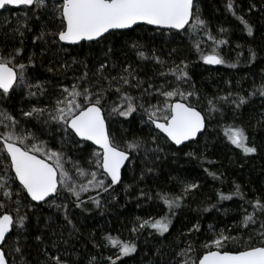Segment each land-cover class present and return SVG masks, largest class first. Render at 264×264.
Returning a JSON list of instances; mask_svg holds the SVG:
<instances>
[{
    "label": "snow or ice",
    "instance_id": "snow-or-ice-1",
    "mask_svg": "<svg viewBox=\"0 0 264 264\" xmlns=\"http://www.w3.org/2000/svg\"><path fill=\"white\" fill-rule=\"evenodd\" d=\"M197 3L198 0H0V10H24L22 15H16V24L12 28L13 35L20 38L19 46L7 52L0 50V264H28L25 247L30 239L41 245L39 252L43 260H38L37 264H117V261L137 252L135 239L146 229L154 230L161 237L169 233L176 211L184 205L187 196L200 187L197 182L178 178L181 185L179 193L158 190L155 196L141 189L140 196L162 202L165 213L159 217L151 214L137 216L128 229L130 234H135L133 239L121 238L119 233L103 235L102 244L93 246H102L109 251L115 249L103 261L101 254L81 255L70 243L80 230L72 219L74 213L70 212L69 203L64 202L68 196L74 198L71 204L81 211H88L86 203L100 208L102 194L111 195V190L122 184L123 170L134 171L133 165L138 159L154 163V160L162 158L164 152L156 136L147 139L136 135L129 137L127 130L119 136L114 134L110 130L111 117H122L128 123L138 117L150 130L154 127L164 134L166 142L179 147L189 141L195 142L215 115L223 118L224 106L233 111L235 118L253 97H264L262 76L259 83L253 82L246 95L229 91L225 95L205 97V107L199 108L201 97L191 82L188 62L169 63L157 55L155 49H146L138 42H132L131 48L140 60H151L159 66L156 75L164 79L163 83L156 84L150 78L148 86L144 87L146 81L139 77L132 64L121 66L115 76L111 72L106 73L105 69L109 68L107 53L95 71L89 70L86 59L71 56L70 64L64 60L59 63L63 70L72 65L82 66L81 74L75 77L76 82L70 88L62 87L59 94L43 106L20 107L17 116L3 107V103L14 95L24 96L25 92L28 98L42 97L48 92L47 82L35 80L28 72L30 67L36 66V53L23 57V38L27 33H33L30 22L35 20L39 23L33 33V43L40 42L42 49H47L52 55H70L73 49L107 42L118 30L134 31L142 25H151L189 35L195 33L200 36L202 33L211 43L207 48L202 47L205 41L201 37L194 43V48L204 64L237 67V62L244 56L243 51L236 52L237 62H230L221 52L223 47H230L228 37L231 30L219 26L213 34ZM225 10L243 26L242 31L247 37L255 36V25L239 14L236 0H225ZM243 47L236 44L237 49ZM111 51L108 48V52ZM248 53L247 63L252 64L258 52L249 47ZM23 59L27 63L22 62ZM116 66L115 63L111 65L112 68ZM48 71L52 72L53 68L49 67ZM131 89H139V95H133ZM109 93L115 94L116 99H110ZM53 125L60 134L59 148L55 149L48 140L41 138V134L54 136ZM222 131L226 140L244 155L257 153V146L249 143L247 130L242 125L233 121L223 125ZM87 142L98 146L99 151L91 153L88 168H85L68 156L65 146L71 143L80 148ZM186 155L195 157L196 153L188 152ZM196 158L207 159L203 154ZM68 164L71 168L66 167ZM92 167L94 171L89 170ZM154 171L153 167L145 166L140 180ZM205 171L214 180L223 182L222 173L217 175L216 172ZM233 185L230 193L218 191V202L238 197L248 205H241L242 219L237 226L249 229L258 225L252 231L259 237V246L252 243L253 236L249 235L242 247L227 250L230 242L239 243L243 237L221 230L214 233L210 242L202 245L203 251L197 252L190 241H186L178 251L173 249L175 255L168 264H264V197L255 196L249 200L241 185L235 182ZM130 187L126 185L125 191ZM91 192L95 195H89L85 201L83 195ZM112 198L115 199L114 196ZM9 205L14 206L12 210H7ZM45 206L63 213L67 233L63 228L59 231L53 229L52 224L56 222L47 217L43 227L51 234L45 240L40 227ZM199 230L197 223L189 229V234ZM33 231L37 233L35 236ZM9 240L12 241L11 258L6 251Z\"/></svg>",
    "mask_w": 264,
    "mask_h": 264
},
{
    "label": "trees",
    "instance_id": "trees-1",
    "mask_svg": "<svg viewBox=\"0 0 264 264\" xmlns=\"http://www.w3.org/2000/svg\"><path fill=\"white\" fill-rule=\"evenodd\" d=\"M236 4L239 14L244 15L250 23L255 25L256 34L254 37H247V34L242 31L243 26L225 10V0H201L200 3L203 16L209 21L212 32L216 34L219 26L230 29L228 38L231 49L236 52H244V56L240 58L239 62L236 61L235 54L234 58L228 59L230 62L238 63V66L235 68L226 65H218L217 67L206 65L199 56L193 54L190 46L181 39L180 34L177 32L154 29L145 25L135 28L134 31H117L109 37L107 42H102L99 45L91 44L92 47L87 49L92 48L94 52L90 54L88 52L81 53L82 58L80 57V59H86L89 70L95 71V68L98 67V62L101 60L98 55L99 51L102 47L107 46L112 49V56L109 60L110 66L113 63L117 66L115 68L109 67L110 71L105 69L106 73L111 72V75L115 76L120 72L121 66L126 67L128 64H132L137 69L139 77L146 81L144 86H148L147 81L150 78H152L154 83L158 84L163 80L162 77L156 75L159 66L154 65V62L151 60H140L131 48L132 42H138L140 45L145 46L146 49H155L156 54L169 63L172 61L179 63L181 60L188 62V71L192 78L191 82L195 84V88L198 90L200 97H202V104L204 105L205 97L217 96L216 93L222 90H225L224 94L234 90L246 95L252 88L253 82L259 83L261 77L264 76V0H236ZM32 28L33 33L38 29L35 25ZM162 32L173 33L172 40L163 38L161 36ZM29 35L31 36V33ZM19 39V37L9 34L7 27H4L0 34V45L6 50H11L19 44V42H16ZM23 39L25 40L23 48L24 51H27L32 45L27 41L30 40L29 38L24 37ZM237 43L244 47L237 49ZM249 47L254 48L258 52V57L252 64L247 63ZM172 49H176V51L172 52ZM82 50L86 49L82 48ZM70 56L71 54H65V57L62 54L54 57L49 56L48 61L55 66L61 67L59 62L61 60L69 62ZM45 57L46 55L43 57L41 54L36 53L37 67H35V70L37 71L35 72L39 79H50L53 81L54 85L52 86L51 93L55 97L57 92L56 87L61 82L59 79L61 75L55 77L43 69L42 63L45 62ZM77 71L81 72L82 66ZM216 88L221 90H215ZM47 89L48 92L51 90ZM130 91L136 92V89H131ZM112 94L109 93V95ZM224 112L223 118L218 114L215 115L216 120L223 125L232 123L233 121L236 124L242 125L247 130L249 143L257 146V153L246 156L240 149L236 150L233 145L227 144L221 137V133H223L222 127L218 128L219 133L216 132V127L215 130L213 129V132L209 131V129L206 130L197 141L188 143L181 148H176L169 142L165 144L158 141L160 145L163 144L161 147L166 151L167 157L162 156L161 159L154 160V163H149L150 165L146 164V166L153 167L155 171L145 175L146 177L140 180V171L131 176L130 171L125 169L122 173L123 179L131 178L135 190L139 191L143 189L145 192L154 193V196L158 190L173 191L174 188L179 186L178 178H190L192 181L197 182L200 187L192 192L193 198L186 199L185 206L183 205L181 209L176 211L169 233L161 237L155 234L153 230V235L148 238L143 252L140 251V248L132 257H124L123 261H117V264H144L145 259L140 255H143L145 252L149 260H152V264H168V261L175 255L173 249L178 251L179 248L185 246L186 241H190L197 252L203 251L202 245L209 238L208 231L206 230L207 221L213 220L217 225L224 222L227 225L229 220L238 218L241 214V205L244 202L238 197L218 202V191L226 194L230 193L233 190V182L241 185L246 198L249 200L255 196L264 197V97L256 96L254 100L251 99L247 105L239 110L235 118L233 111L228 106H224ZM138 124L134 119H132L131 123H128L124 118L116 117L110 130L118 136L123 130H127V134L139 133L141 135L144 128H140ZM36 131L40 132L39 129H36ZM53 133L56 135V130L54 131L53 129ZM42 136L47 137L46 134H41ZM48 137L51 138L53 136L48 135ZM47 139L49 140V138ZM85 144L86 146L84 145L80 150L74 149L71 143L67 144L65 151L80 163H86L87 157H85V153L91 145ZM188 152H195L196 156L190 157L186 155ZM173 153H176V155H173ZM215 153L219 155V158L215 156ZM201 154L206 156L207 159L196 158ZM217 159L220 160L217 161ZM141 167H144V165H141ZM203 169L216 172L217 175L222 173L223 182L214 180ZM125 185V183L116 185L111 190V195L103 193L102 207L100 208H97L94 204L86 203L85 207L88 211L84 212L81 209H75L71 202H69L70 212L74 213L72 219L80 230L79 235L70 243L74 245L75 250L81 255H91L94 254L93 252L96 254L102 253L100 252L101 247L99 250L98 247H94L93 245H101V238L106 233L110 232L116 235L117 233L124 234L128 231V225L134 221V215L137 212L139 213V209H137L134 202L127 201L126 195H129L130 192L128 191L129 194L125 193ZM13 186L15 189L18 184H14ZM89 195L94 196L95 192L89 193L84 198L85 201L88 200ZM113 196L115 199L112 198ZM138 199L142 201L141 208L143 210L140 211L142 215L144 212L158 209L163 205L160 201H149L141 196ZM213 205L215 207H212ZM195 206L199 207L195 208ZM13 207V205H9L7 210H12ZM223 207L229 209L225 215L218 210ZM244 207H248V205L244 204ZM206 208L209 210L205 211ZM55 213L53 208L45 206L43 209L40 227L44 231L45 236H48L49 230L44 229V222H46L47 217L53 218ZM196 219H198L200 230L199 232L192 231L189 234V229ZM60 228H63L65 233L68 232V228L64 227L62 221L59 222V225L53 224V229L59 231ZM36 234L33 231L32 235L35 236ZM11 244L12 241L9 240L6 247L9 258L13 255L10 250ZM87 248H89L88 251H86ZM111 252L112 255L115 249ZM37 254L36 241L30 239L25 247V256L28 264H34Z\"/></svg>",
    "mask_w": 264,
    "mask_h": 264
},
{
    "label": "rangeland",
    "instance_id": "rangeland-1",
    "mask_svg": "<svg viewBox=\"0 0 264 264\" xmlns=\"http://www.w3.org/2000/svg\"><path fill=\"white\" fill-rule=\"evenodd\" d=\"M200 3H201V0H199L198 1V3H197V6H198V8H199V10H200V12H201V15H202V17L203 18H205L204 16H203V11H202V6L200 5ZM23 9H19V10H15V9H12V10H10V11H4V10H2L1 12H0V34H1V31H2V29L4 28V27H7V29H8V33L9 34H12L13 35V33H12V28L15 26V24H16V15L19 13V14H23ZM31 25H32V27H34V25H35V27H39V23L37 22V21H35V20H32L31 22ZM34 32H36V31H34ZM175 32H177V31H175ZM3 33V32H2ZM178 34H180V37H181V39L185 42V43H187L189 46H190V48L192 49V52H193V54L195 55V56H199V54L195 51V48H194V43L197 41V40H199L201 37H203V34L201 33L200 34V36H197L195 33H193L192 35H189V34H187V33H185V32H183V31H179V32H177ZM214 34V33H213ZM153 35H158V34H153ZM163 38H166V39H171L172 40V36H173V33H168V32H162V35H161ZM16 37H18V36H16ZM25 38H29L30 40H27L28 41V43H31L30 45H32V47L30 48V49H28L27 51H24L23 52V57H27V56H29L30 54H32L33 52H35V53H37V54H41L43 57L46 55V57L44 58L45 59V62L44 63H42V66H43V69L45 70V71H47L48 73H51V74H53V76H55V77H57V76H59V75H61V76H59V79H60V84L56 87V89H57V92H56V95H58L59 94V92L62 90V87H71L72 86V84L73 83H75L76 81H75V77H78L80 74H81V72H78L77 71V69L79 68V67H81V65H79V64H77V65H72L71 66V68H69V69H67V70H63L61 67H59V66H55L54 64H52L50 61H48V57L49 56H57V55H52L51 53H49L48 52V50L47 49H42V47H41V44H40V42H36V43H33V33H31V36L29 35V33H27L26 35H25ZM203 40L205 41V43L204 44H202V47H204V48H207L208 47V44H210L211 42H208L207 41V39H206V37H203ZM25 41V40H24ZM183 41H181V42H183ZM17 43L19 42V40L18 41H16ZM1 44V43H0ZM18 45L19 44H17L16 45V47H18ZM90 47H92L91 45L90 46H88V45H86L85 47H84V49H86V50H82V49H73L72 51H71V56H78V58L80 59V57L82 58V56H81V53L83 54L84 52L85 53H93L94 51H92V48L91 49H87V48H90ZM108 48H110V47H102L101 48V50L99 51V57L101 58V60H104L105 59V53H107V57H108V59H107V62L109 63V60H110V57L112 56V51L111 52H108ZM0 50H3L4 52H7V51H10V50H6L3 46H1L0 45ZM92 51V52H91ZM221 52H222V54L225 56V58L226 59H229V58H231V57H233L234 56V54L236 55V51H233L232 49H231V46L230 47H223L222 49H221ZM43 53V54H42ZM60 54H62V55H64V57H65V54H63V53H60ZM71 56H70V59H69V64L71 63ZM234 58V57H233ZM22 62H25V63H27V60L26 59H23L22 60ZM49 64H51V65H49ZM53 65V66H52ZM35 67H37V66H35ZM35 67H30L29 68V70H28V72H29V75L30 76H32V77H34L35 78V80H39V81H45V82H47L46 83V87L47 88H49V89H51V90H49V92H47V94L45 95V96H42V97H32V98H28L27 97V94H26V92H25V94H24V96H20V95H14V96H12V98L9 100V101H7V102H4L3 103V107H5V108H7L10 112H12V114H14V115H19V113H18V109L20 108V107H24V108H28L29 106H31L32 104H36L37 106H43L44 104H46V103H49V102H51V100L54 98L53 97V94L51 93V91H52V86L54 85V83H53V81H51L50 79H43V80H41V79H39L38 77H37V75H36V72L35 71H37V70H35ZM49 67H52L53 68V71L52 72H49L48 71V68ZM109 67L111 68V66H110V63H109ZM213 67V66H212ZM110 68H108V71H110L109 69ZM105 72H106V70H105ZM65 76H66V78H65ZM169 79H173L172 77H169ZM164 82V79L162 80V81H160L159 83H163ZM158 83V84H159ZM144 87H147V86H144ZM184 87H187V85H184ZM215 90H221V89H219V88H216ZM18 92H19V90H17ZM250 91H251V89H250ZM139 92H140V90L139 89H136V92H132L133 93V95H139ZM232 92H236V91H232ZM225 93V90L223 91H219V93H216V95H225L224 94ZM256 97V96H255ZM255 97H253L252 98V100H254L255 99ZM109 98L110 99H113V100H115L116 99V96H115V94H112V95H109ZM156 102V100L155 99H153V103H155ZM194 103H196L195 101H193ZM203 103V99H202V97H201V99H200V101H199V104L197 105L199 108H204L205 107V105L204 104H202ZM135 115V114H134ZM116 120V116H113V117H111L110 118V127H111V125H113V122ZM134 120H136L139 124V127L141 128H144V131H142L143 133L140 135L139 133H134V134H127L129 137H131L132 135H135V134H139V135H136V136H141V137H144V138H149L150 136H156V138H157V143H158V141L159 142H163V143H165V144H167V142H166V139L165 138H163L162 137V135L159 133V132H157L155 129H154V127H152L151 128V130H150V127L149 126H147V125H144L140 120H139V118L137 117L136 119H134ZM211 123V124H210ZM209 124H208V127L206 128V130H208L209 129V131H211V132H213V129L215 130V127H216V132L217 133H219V129L218 128H220V127H222L223 126V124L222 123H220V122H218L217 120H216V118L215 117H213V119L211 120V122H210ZM210 125V126H209ZM55 128H56V126L55 125H53V129H54V131H55ZM205 130V131H206ZM57 134L55 135L54 134V136L53 137H48V135H46L47 137H45V136H42L41 138L42 139H46V140H48L47 138H49V145L52 147V148H59L58 146H59V136H60V134L58 133V132H56ZM205 133V132H204ZM204 133H202L199 137H198V139L204 134ZM221 137L223 138V141H225L227 144H230L227 140H226V138L223 136V133H221ZM76 139H78V138H76ZM197 139V140H198ZM196 140V141H197ZM52 141V142H51ZM58 143V144H57ZM192 143V142H191ZM160 144V143H159ZM85 146H86V144H84ZM84 145H83V147H84ZM163 145V144H162ZM162 145H160V146H162ZM234 146V145H233ZM82 147H80V148H77V147H74V149H76V150H80ZM234 148L236 149V150H239V149H237L235 146H234ZM95 151H99V149H97V148H94L93 146H89V149L87 150V152L85 153V157H87V161H90L91 160V153L92 152H95ZM195 153V152H194ZM68 154V153H67ZM218 154V153H217ZM68 156L69 157H71L73 160H77L76 158H74L73 156H71V155H69L68 154ZM162 156H165V157H167V153H166V151H164L162 154H161V157ZM215 156L217 157V158H219V155H216V153H215ZM220 160V159H219ZM218 159H217V161H219ZM87 161H86V163H80L83 167H85V168H88V164H87ZM146 164H148V165H150L149 164V162L148 161H144V162H142L140 159H138L137 161H136V163H135V165H133V168H134V171H130V173H131V176H133L135 173H137V171H140L141 173L143 172V170H144V168H145V166H146ZM141 165H144V167H141ZM66 167H68V168H71V165L70 164H68V165H66ZM89 170H95V168L94 167H92L91 169H89ZM204 170V169H203ZM205 171V170H204ZM206 172V171H205ZM140 176H141V174H140ZM128 177V176H127ZM144 177H146V176H144ZM183 180H186V181H188V182H192V180L190 179V178H183ZM122 183H125L126 185H131V187L130 188H128L127 189V191H125V193H128V191L130 192V194L129 195H126L127 196V201L128 202H134L135 204H136V206H137V209H139L138 211H139V213L137 212V213H135V215H134V220H135V218L137 217V216H139V217H147L148 215H153V216H156V217H159V216H161V215H163L164 213H165V211H166V208H165V206L164 205H162V206H160L158 209H155V210H153V209H151L149 212H144V214L142 215V214H140L141 212L140 211H142L143 210V208H141V204H142V201H139V197H140V190L139 191H137V190H135L134 189V185H133V182H132V180H131V178H129V179H126L125 180V178L123 179V182ZM179 184V183H178ZM125 185V186H126ZM14 187V186H13ZM133 191V192H132ZM167 192H171V193H179L180 191H181V185L179 184V186L177 187V188H174L173 189V191H171V190H166ZM91 193H93V192H91ZM132 193H134V194H132ZM89 193H86V194H84L83 195V199L88 195ZM150 194H152L153 196H154V193H150ZM66 196H67V194H65ZM135 195H137V197H135ZM193 198V194L191 193L189 196H187V198L186 199H188V198ZM71 199H74L73 197H71V196H68V198H67V200H65L64 202H66V203H69L70 202V200ZM186 199H185V201H186ZM215 202V201H214ZM214 202H212V203H214ZM185 203V202H184ZM210 205V204H209ZM184 206H185V204H184ZM188 206V205H187ZM199 206H195V208H198ZM195 208H193V209H195ZM75 209H78V208H75ZM181 209V208H180ZM80 210V209H79ZM145 210V209H144ZM218 210H220L221 211V213H223V215H225V214H227V211H229V209L227 208V207H223L222 209H218ZM53 211H55L56 213L53 215V221H55L56 223H53V224H55V225H59V222L60 221H62L63 222V219H62V217H63V213L62 212H57V210L55 209V208H53ZM249 211H251V208H249ZM219 212V211H218ZM242 219V215L240 214L239 215V217L238 218H235V219H231V220H229V223L226 225L224 222H222L221 224H216L213 220H211V221H207L206 222V230L208 231V235H209V238L208 239H206L205 241L206 242H210L212 239H213V236H214V233H216V232H218V231H221V230H225V232H226V234H230V235H232V236H236V237H243V239L242 240H240L239 241V243H235V242H230L228 245H227V250H233V249H237V248H240V247H242L243 245H244V241L245 240H247V238H248V236L249 235H252L253 236V241H252V243L254 244V245H257V246H259V237L252 231V228H256V227H258V225H254V226H251L249 229H243V228H241V227H238L237 225L239 224V221ZM45 223V222H44ZM198 223V219H196L194 222H193V224L191 225V228L193 227V225H195V224H197ZM53 224H52V228H53ZM131 225H132V222L131 223H129V228L131 227ZM211 226V227H210ZM190 228V229H191ZM153 230H148V229H146L143 233H140L139 234V237H138V239H135V242H136V244H138L137 246H138V248H137V251H138V249H140V251H144V249H145V247H146V245H147V240H148V238L150 237V236H152L153 235ZM51 233L49 232L48 233V236H45V240H47L48 239V237H49V235H50ZM121 236H123V238H125V239H133V238H135V234H130L129 233V231H127L126 233H124V234H122V233H119ZM40 247H41V245H40V243L39 242H36V248H37V250H38V254H37V256H36V258H35V260H34V264H37V261L38 260H43V256L40 254V252H39V249H40ZM99 248V250H100V247H98ZM89 250V248H87L86 249V251H88ZM8 251V250H7ZM234 251V250H233ZM100 252H102V253H100L101 254V261H103V259L105 258V257H107L108 255H111V251H109L108 249H106V248H103L102 246H101V250H100ZM94 254H96L95 252H93ZM140 256H142V258L143 259H145V261H144V264H152V260L150 261L149 260V258H148V255H147V253L145 252L143 255H140ZM72 257H69V259H71Z\"/></svg>",
    "mask_w": 264,
    "mask_h": 264
},
{
    "label": "water",
    "instance_id": "water-1",
    "mask_svg": "<svg viewBox=\"0 0 264 264\" xmlns=\"http://www.w3.org/2000/svg\"><path fill=\"white\" fill-rule=\"evenodd\" d=\"M199 1V0H198ZM2 10H0V12H1ZM146 26H149V27H152V28H155V29H157L155 26H151V25H146ZM164 30H167V29H164ZM118 31H126V30H118ZM173 31H178V30H173ZM210 66H213V67H217L218 65H210ZM164 135V134H163ZM199 137V136H198ZM197 137V138H198ZM79 139V138H78ZM189 142H191V141H189ZM88 143H90L91 145H93L91 142H88ZM186 143H188V142H186ZM94 147H96L97 149H99L98 148V146H96V145H93ZM182 146V145H181Z\"/></svg>",
    "mask_w": 264,
    "mask_h": 264
},
{
    "label": "flooded vegetation",
    "instance_id": "flooded-vegetation-1",
    "mask_svg": "<svg viewBox=\"0 0 264 264\" xmlns=\"http://www.w3.org/2000/svg\"><path fill=\"white\" fill-rule=\"evenodd\" d=\"M146 26V25H145ZM147 27H149V26H147ZM155 29V28H154ZM159 30H161V29H159ZM165 31H173V30H165ZM175 32V31H174ZM178 32V31H177ZM210 66V65H209ZM157 132H159L158 130H156ZM163 137H164V135L162 134V133H160ZM198 139V138H197ZM192 142V141H191ZM191 142H188V143H191ZM88 143V142H87ZM171 145H173L174 147H176V148H181V147H183L184 145H182V146H179V147H177V146H175L174 144H172L171 142H169ZM188 143H186L185 145H187ZM88 144H90V143H88ZM91 145V144H90ZM91 146H93V145H91ZM94 147V146H93ZM94 148H96V147H94ZM17 184H18V182H17Z\"/></svg>",
    "mask_w": 264,
    "mask_h": 264
}]
</instances>
